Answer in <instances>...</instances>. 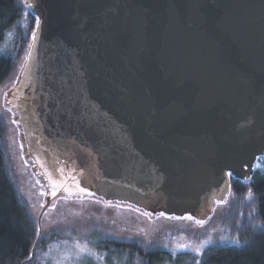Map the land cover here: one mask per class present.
<instances>
[{"label": "water", "instance_id": "water-1", "mask_svg": "<svg viewBox=\"0 0 264 264\" xmlns=\"http://www.w3.org/2000/svg\"><path fill=\"white\" fill-rule=\"evenodd\" d=\"M25 2L35 39L6 103L51 198L204 221L230 177L253 174L264 156V0Z\"/></svg>", "mask_w": 264, "mask_h": 264}, {"label": "rangeland", "instance_id": "rangeland-1", "mask_svg": "<svg viewBox=\"0 0 264 264\" xmlns=\"http://www.w3.org/2000/svg\"><path fill=\"white\" fill-rule=\"evenodd\" d=\"M19 1L29 9L26 0ZM12 38L13 34L9 32L0 44V51L9 49ZM30 43L18 62L15 73L0 87V115L7 123L8 149L18 189L37 223L39 237L56 234L37 253L32 264H126L125 255L100 247L105 238L141 241L145 247L164 251L166 254L154 259L153 264H195L208 246L226 242L237 244V240L232 234L230 236L223 223V215L231 203L230 190L223 200L214 203L202 226L195 223L199 219L192 215L150 213L125 201L65 193L51 198L50 186L27 153L23 131L17 120L18 114L6 103L7 92L19 82ZM261 161L262 158L253 172L261 169ZM187 216L193 219H172ZM205 241L208 243L199 255L192 248H180V245L195 247Z\"/></svg>", "mask_w": 264, "mask_h": 264}, {"label": "trees", "instance_id": "trees-1", "mask_svg": "<svg viewBox=\"0 0 264 264\" xmlns=\"http://www.w3.org/2000/svg\"><path fill=\"white\" fill-rule=\"evenodd\" d=\"M36 22V16L19 0H0V44L9 32L13 34L9 49L0 51V87L15 73ZM261 164V169L248 179L229 180L231 203L223 223L239 243L208 246L199 264H264V156ZM55 237L54 233L39 237L37 223L18 189L8 149L7 123L0 115V264H32L37 253ZM100 247L125 255L126 264H153L154 259L166 254L155 247H145L141 241L105 238Z\"/></svg>", "mask_w": 264, "mask_h": 264}, {"label": "snow or ice", "instance_id": "snow-or-ice-1", "mask_svg": "<svg viewBox=\"0 0 264 264\" xmlns=\"http://www.w3.org/2000/svg\"><path fill=\"white\" fill-rule=\"evenodd\" d=\"M28 6H31V5H28ZM33 39H35V34H33ZM9 103H11V101H9ZM8 111H11V109H8ZM13 123H15V121H13ZM43 167V165H42ZM61 172V175H63V169H60L59 170ZM45 176L48 178L49 180V183L52 185V187L54 189L56 188H59L62 186V181L61 182H58L57 180L53 179V176L48 173V172H45ZM74 179V178H73ZM77 187H79V185L77 184ZM65 191H69L68 188H65L64 189ZM79 191L80 192H84L85 190L83 188H79ZM71 194V193H70ZM52 195L55 196L56 195V191L54 190L52 192ZM146 215H148L147 213H145ZM161 215H163V213H161ZM172 219H187V220H192L193 218L191 216H187V217H173ZM196 224H199V225H203L204 221L202 220H196L195 221ZM208 243V241H205L203 242L202 244L198 245V246H195L193 247L192 245H180V248L181 249H185V248H192L193 251H195L197 253V255L200 254L201 250L203 249V247ZM235 243H239V241H235ZM77 247H79V245H77ZM83 251V249H81ZM197 264H199V262H197Z\"/></svg>", "mask_w": 264, "mask_h": 264}]
</instances>
